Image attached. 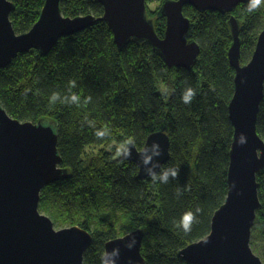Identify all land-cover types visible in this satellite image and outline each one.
<instances>
[{"label":"trees","instance_id":"trees-1","mask_svg":"<svg viewBox=\"0 0 264 264\" xmlns=\"http://www.w3.org/2000/svg\"><path fill=\"white\" fill-rule=\"evenodd\" d=\"M164 1L147 0L146 5L161 38L166 20L157 15ZM149 2L158 7L151 10ZM44 3L16 2L11 21L18 34L32 29ZM247 6L239 5L233 13L240 22L242 64L251 60L264 30V5L253 12ZM61 10L70 18L104 15L97 0H66ZM184 16L191 22L188 40L201 47L192 70L170 69L148 43L133 42L119 50L105 22L62 38L47 56L30 51L0 70V102L8 114L56 127L62 167L70 178L42 191L39 210L58 228L78 226L92 234L84 264H101L106 243L135 230L145 232V264H189L179 252L209 235L212 218L225 203L234 137L228 110L235 91V71L228 60L230 15L202 14L187 6ZM69 81L76 82L72 92L81 97V106L51 104L53 92L70 94ZM156 81L167 84L169 92L158 93ZM189 87L196 95L185 104L181 96ZM87 121H94L96 128ZM104 125L110 134L98 139L95 130ZM164 128L171 149L162 169L175 168L176 178L169 177L167 183L141 180L136 164L114 157L121 142L132 139L141 150L151 134ZM257 131L264 141V99ZM257 180L261 209L251 246L264 261V173ZM187 211L196 213V220L186 233L177 225Z\"/></svg>","mask_w":264,"mask_h":264},{"label":"water","instance_id":"water-1","mask_svg":"<svg viewBox=\"0 0 264 264\" xmlns=\"http://www.w3.org/2000/svg\"><path fill=\"white\" fill-rule=\"evenodd\" d=\"M17 1L20 0H0V70L30 51L47 56L62 38L81 33L98 22L108 24L119 50L133 42L148 43L170 69L192 70L201 47L188 40L191 22L184 16V8L190 6L202 14L230 15L233 42L228 60L235 71V91L228 107L234 129L228 195L212 218L209 235L181 250L179 257L189 264H264L251 247L252 230L261 209L257 179L264 173V141L257 131L264 99V30L258 36L251 60L242 64L240 22L233 15L239 5H247L249 0H166L157 15L166 20L163 38L147 17V0H97L104 8L100 18L65 17L61 5L66 0H45L39 20L24 34H18L11 21ZM153 141H158L163 149L162 155L153 160L160 165L155 169L159 173L170 160L167 128L151 134L143 149L133 144L131 156L119 158L136 164L141 180L150 177L139 153ZM147 154L151 155V150ZM62 162L52 123L14 119L0 102V264H84L92 234L78 226L56 230L52 220L39 210L42 191L70 178ZM133 237L136 244L129 250L126 245ZM144 238L143 230L132 231L106 243L105 253L119 248L116 264H145Z\"/></svg>","mask_w":264,"mask_h":264},{"label":"clouds","instance_id":"clouds-1","mask_svg":"<svg viewBox=\"0 0 264 264\" xmlns=\"http://www.w3.org/2000/svg\"><path fill=\"white\" fill-rule=\"evenodd\" d=\"M262 5H264V0H249L247 11L253 12L257 9H259ZM76 87L75 81H69V95H65L61 97L60 93L53 92L50 97V103L55 104L57 101L64 104H76L77 106H81V97L72 92V89ZM196 93L195 90L191 87L187 88L181 96L182 101L185 104L191 103L192 99L195 97ZM91 101V97H87L83 100V105L86 106ZM89 126L92 128H96L94 121H87ZM110 134V129L107 125H104L103 128L96 129L95 135L98 139H103L107 137ZM241 143L244 142L243 138H241ZM134 142L132 139H128L126 141L121 142L120 144L115 146V153L114 157H125L128 158L131 156V146H133ZM151 150V155H148L147 153ZM163 149L161 148V145L158 141H153L152 145L149 147H146L143 152L139 153L141 156V160L146 168L147 175L151 178L153 183L159 181L161 183H167L169 180V177L176 178L178 176V171L175 168H165L162 169L160 173H157L155 169L157 167H160L159 163L155 161L153 163L154 157H159L162 155ZM152 165L149 167L148 165ZM179 195V193H178ZM201 209L197 208L196 213H199ZM196 213L192 211L185 212L179 220L178 227L182 228L184 232H190L192 228V224L196 220ZM136 240L135 237L132 238V240L126 245V247L131 250L135 247ZM119 257V248L113 249L111 252H106L101 257V264H116V260ZM129 264H132L131 261H129Z\"/></svg>","mask_w":264,"mask_h":264},{"label":"rangeland","instance_id":"rangeland-1","mask_svg":"<svg viewBox=\"0 0 264 264\" xmlns=\"http://www.w3.org/2000/svg\"><path fill=\"white\" fill-rule=\"evenodd\" d=\"M146 5H147V2H146ZM148 7H149L151 10H155V9L158 7V4H157V3H153V4H152V2H149ZM160 7H161V5L159 6V10H160ZM148 14H149V13H148ZM147 17H148V19L151 18L150 15H149V16L147 15ZM152 21L154 22V19H152ZM155 85H156L157 92L160 93V94H167V92H169V90H170V88L168 87V85L165 84V83H163V82H158V81H156V82H155ZM87 151H88V152H91V149H88ZM88 159H89V158H87V160L85 159L86 163L88 162ZM54 228H55L56 230L62 229V228H58L56 225H54ZM63 229H64V228H63ZM251 247H252V246H251ZM252 249H253V248H252ZM253 252H254V254H255L256 256H258L259 258H261L262 262L264 263V261H263L261 255H260V253H259L258 251H255L254 249H253Z\"/></svg>","mask_w":264,"mask_h":264}]
</instances>
